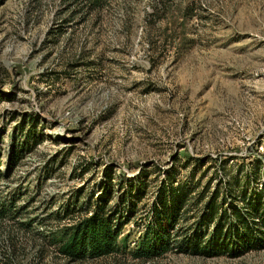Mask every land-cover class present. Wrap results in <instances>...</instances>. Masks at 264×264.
<instances>
[{"label":"rangeland","instance_id":"obj_1","mask_svg":"<svg viewBox=\"0 0 264 264\" xmlns=\"http://www.w3.org/2000/svg\"><path fill=\"white\" fill-rule=\"evenodd\" d=\"M81 7L0 0L2 164L10 113L37 114L45 136L0 179V190L19 193L23 215L37 218L31 230L59 234L99 191L107 165L117 187L142 166L174 162L184 186L210 177L212 188L220 185L232 226L234 208L246 212L244 199L264 187V0H110L89 13ZM67 206L72 216L55 218ZM189 216L179 228L195 221ZM134 220L123 225L121 253L75 264H264L262 228L263 246L241 255L131 258L145 224L140 215ZM247 222L264 228V215L249 214ZM35 236L24 239L27 250L39 242Z\"/></svg>","mask_w":264,"mask_h":264},{"label":"trees","instance_id":"obj_2","mask_svg":"<svg viewBox=\"0 0 264 264\" xmlns=\"http://www.w3.org/2000/svg\"><path fill=\"white\" fill-rule=\"evenodd\" d=\"M71 1L89 13L103 8L110 0ZM2 100L0 93V103ZM10 115L9 123L14 125L4 164L0 153V179L9 178L27 154L45 139L42 120L37 114L21 112ZM146 168L142 166L132 178H120L116 187L113 166L107 165L99 191L90 195L86 207L81 205L80 215L65 225L59 234L31 230L37 218L23 215L27 208L25 204L17 205L19 193L5 194L0 190V264H45L43 259L47 256L49 264H75L117 255L123 250L122 242L127 240V235L121 239L123 225L135 222L137 215L143 217L145 224L128 253L131 258L142 261L172 251L200 256H236L263 246V234L258 228H264L250 227L247 219L249 214L263 217L264 187L254 188L244 199L246 212L234 208L235 223L229 226L225 221L228 212L225 198L220 193V185L212 188L211 177L203 186L195 183L184 186L181 170L174 162L169 168ZM188 174L193 181L195 172L191 170ZM230 184L229 181L225 186L227 192ZM146 198L150 200L143 202ZM140 205L144 207L142 212L139 211ZM70 210L67 206L55 211V218L72 216L75 210ZM191 211L195 221L188 227L179 228L180 221L190 217ZM37 234L39 242H34L30 251L27 250L24 239L35 241Z\"/></svg>","mask_w":264,"mask_h":264}]
</instances>
